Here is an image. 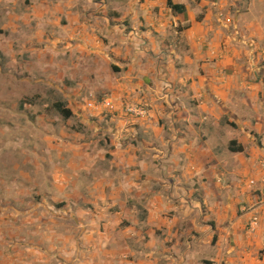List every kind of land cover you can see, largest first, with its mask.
Here are the masks:
<instances>
[{
  "label": "crops",
  "instance_id": "crops-1",
  "mask_svg": "<svg viewBox=\"0 0 264 264\" xmlns=\"http://www.w3.org/2000/svg\"><path fill=\"white\" fill-rule=\"evenodd\" d=\"M26 2L63 30L43 82L84 131L54 145L53 205L0 219V264H264V0Z\"/></svg>",
  "mask_w": 264,
  "mask_h": 264
},
{
  "label": "rangeland",
  "instance_id": "rangeland-1",
  "mask_svg": "<svg viewBox=\"0 0 264 264\" xmlns=\"http://www.w3.org/2000/svg\"><path fill=\"white\" fill-rule=\"evenodd\" d=\"M26 1L0 0V219L9 217L10 208L25 210L45 200L53 205L51 196H43L54 192L50 181L55 182L61 161L54 145L69 143L84 131L79 119L66 120L56 111L61 92L43 82L53 79L65 60L62 48H48L63 30L49 33L44 21H36L39 6ZM49 1L63 11L61 17L69 13L66 0ZM25 12L34 19L31 24Z\"/></svg>",
  "mask_w": 264,
  "mask_h": 264
},
{
  "label": "trees",
  "instance_id": "trees-1",
  "mask_svg": "<svg viewBox=\"0 0 264 264\" xmlns=\"http://www.w3.org/2000/svg\"><path fill=\"white\" fill-rule=\"evenodd\" d=\"M167 2V6L168 8H170L173 12L177 13V14H184L186 12V7L183 5H176L173 0H166ZM55 109L57 112H59L61 114V116L66 119L69 120L72 118V112L70 109L67 108V104L60 102L54 105ZM237 144L236 143H232L230 146V149L232 152H242V148L241 147H236Z\"/></svg>",
  "mask_w": 264,
  "mask_h": 264
},
{
  "label": "built area",
  "instance_id": "built-area-1",
  "mask_svg": "<svg viewBox=\"0 0 264 264\" xmlns=\"http://www.w3.org/2000/svg\"><path fill=\"white\" fill-rule=\"evenodd\" d=\"M88 107L90 109H94L97 107V104L89 103ZM125 111L128 115L132 117H136V118H143L147 114L146 108L144 106L142 107V106H137V105H128L126 106ZM251 184L253 185L254 182H252ZM258 226H259L258 220L254 219L250 225L251 231L254 232L258 228Z\"/></svg>",
  "mask_w": 264,
  "mask_h": 264
}]
</instances>
